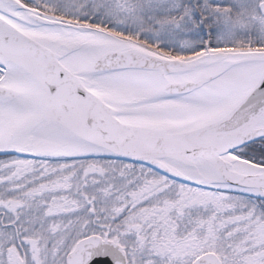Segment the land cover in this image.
<instances>
[{"label": "snow or ice", "instance_id": "6c2138e0", "mask_svg": "<svg viewBox=\"0 0 264 264\" xmlns=\"http://www.w3.org/2000/svg\"><path fill=\"white\" fill-rule=\"evenodd\" d=\"M0 264H264V0H0Z\"/></svg>", "mask_w": 264, "mask_h": 264}]
</instances>
